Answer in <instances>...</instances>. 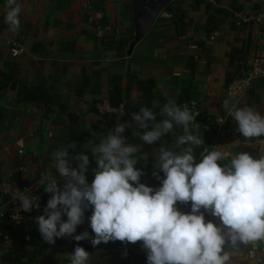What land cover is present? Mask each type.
<instances>
[{"label":"crops","instance_id":"1","mask_svg":"<svg viewBox=\"0 0 264 264\" xmlns=\"http://www.w3.org/2000/svg\"><path fill=\"white\" fill-rule=\"evenodd\" d=\"M197 1L178 0L171 12L163 11L131 56L127 57L125 50L121 57L114 47L103 46L96 39L132 37L133 11L124 0H92L89 11L78 0H17L22 10L16 31L5 20L8 0H0V72L13 75L17 81L14 88L0 93V180L12 173L17 187L23 185L21 191L27 188L39 197L46 193L38 185L42 173L56 176L62 184L52 166L53 153L65 146L68 115L78 117L96 143L118 124L132 123L131 113L124 108L136 105L139 92L133 84L127 87L130 76L154 80L153 93L164 97L166 103L177 102L185 93L205 118L202 137L211 150H221L229 157L241 151L264 154V138L242 137L223 107L234 73L231 48L242 49L246 61L264 57V21L241 26L232 16L233 1L239 14H247L264 7V0H215L212 8L206 0ZM178 14L184 16L186 24L182 37L173 26ZM215 14L219 25L208 34L207 20ZM7 41L19 44L17 56H12ZM115 75L123 78V89H128L119 108H111L108 103L109 78ZM37 90L53 103L38 101ZM236 105L251 106L264 114V80L256 82ZM94 107L98 113L92 111ZM180 134L182 131L176 135ZM122 135L127 143L139 148L136 166L144 172L141 180L148 179L159 187L160 180L153 176L157 170L154 158L161 146L174 145L176 135L152 145L144 144L131 128ZM69 154L71 159L73 155ZM6 203V197L0 194V218L6 212ZM88 216L85 213L77 234L91 229ZM28 222L25 215L17 227L27 228ZM8 242V237L0 236V264H4L3 256L9 251ZM14 246L23 248L19 241H14ZM226 250L232 254L230 264H254L247 260L248 246H228ZM72 252L69 245H49L35 264H68ZM90 254L89 264H147L146 251L139 241L92 245Z\"/></svg>","mask_w":264,"mask_h":264},{"label":"clouds","instance_id":"2","mask_svg":"<svg viewBox=\"0 0 264 264\" xmlns=\"http://www.w3.org/2000/svg\"><path fill=\"white\" fill-rule=\"evenodd\" d=\"M8 9L5 20L16 31L21 5L8 0ZM157 104L141 107L131 114L132 123L118 124L98 143L89 141L71 159L69 149L75 150V143L55 151L52 166L62 184L48 172L41 174L38 185L51 196L43 214L35 217L38 231L50 245L66 237L77 242L69 254L70 264H89L91 254L79 245L83 240H90L94 247L110 241L142 242L147 264H230L228 246L255 249L257 242H264V154L241 151L229 157L221 150L203 148L194 107L168 101L160 106L157 120L153 111ZM223 107L242 137L264 138V114L228 100ZM130 128L147 145L175 134L176 128L182 130L174 145L161 146L154 158L153 176L160 180L159 187L141 182L144 172L136 167L139 148L122 135ZM197 148H202L199 159ZM90 156L96 165L91 183L86 175ZM13 199L25 212L40 208V197L30 189ZM178 203H190L191 210L181 211ZM88 210L92 233L85 230L74 235ZM205 213L220 223L206 220Z\"/></svg>","mask_w":264,"mask_h":264},{"label":"trees","instance_id":"3","mask_svg":"<svg viewBox=\"0 0 264 264\" xmlns=\"http://www.w3.org/2000/svg\"><path fill=\"white\" fill-rule=\"evenodd\" d=\"M177 1L172 2L170 5H168L165 9V13H169L172 10V6L177 4ZM197 3H201L200 0L197 1ZM234 1H233V11L232 16H234V13H239L240 11L238 9H235L234 7ZM211 7L210 5H208ZM128 7V6H127ZM212 8V7H211ZM218 14V13H217ZM179 16H176L174 19L173 26L176 29V33L178 37L183 36L184 29L186 28V24L184 23V16L182 14H178ZM224 16H227L228 14H223ZM219 25V21L217 20L216 14L213 16H210L207 20V28L206 32L212 33L217 29ZM132 37H130L128 40H122V39H116L114 36L110 37H102L100 39H96L98 43H100L103 46H111L114 47L116 51L120 52V56L123 57L125 55V50H127L129 42ZM36 50V49H35ZM34 51V50H33ZM230 66L233 69V76L232 81L236 78H238L242 70L244 69L243 66H241V63L246 61V54L242 49H238L236 47L231 48L230 52ZM123 78L120 76H110L109 78V99L108 103L111 108H119L124 104L125 101V92L128 90L127 87L131 86L132 84L137 88L139 92V100L136 103V105L133 108H124V111L129 113L138 112L141 107H153V101H156L158 104L156 107L153 108V111L157 113V120L161 119L159 116L160 106H162L164 103H166L165 98L154 94L153 90L155 89V82L154 80H146L141 81L138 80L137 77L130 76L127 79V87L123 89L122 83ZM231 82V81H230ZM228 82V84L230 83ZM17 81L13 75L10 74H3L0 72V93L5 91L8 88H14ZM22 87V86H21ZM23 88V87H22ZM25 89V88H23ZM36 92V91H35ZM37 100L45 102L48 100V103H53V101H50L48 99L47 95L41 91L37 90ZM180 105H187L189 108H193L191 103L188 100L187 95L185 93L181 94L180 99L176 102ZM92 111L94 113H98L97 109L94 107L92 108ZM198 115L196 116V122L201 126V136L203 131V123H204V116L196 110ZM69 120V133L67 136V140L65 143V146L69 143H75L76 148L75 150L69 149V153L73 155V157L81 152L83 150V147L88 146V142L92 141L94 142L90 135L82 128V122L81 120L73 115H68ZM143 131V130H142ZM182 130L179 128L175 129V134H168L167 136L163 137L166 140H169L173 138L176 134L180 133ZM204 140V139H203ZM203 148H207L208 150H211L209 148V143L204 140ZM202 150V148H197L195 151V155L197 159H199V153ZM87 154V153H86ZM73 164H75V161H73ZM96 167L94 158L90 156V165L89 170L87 172V179L88 182L91 183V181L94 178V174L92 169ZM137 168H140L139 166H136ZM141 182L145 183L148 186L156 187L155 184L150 182L148 179L141 180ZM21 188H23V185H20ZM50 193H44L40 196V203L43 205H46L47 200L50 198ZM89 215H91V210L86 211ZM41 215L38 211H30L27 213V216L29 217V222L27 228L23 227H14L11 221L1 218L0 219V236L8 237L10 245L9 251L3 256V263L4 264H35L37 259L41 257L44 253V251L49 247L50 244L45 243L41 237L40 232L38 231V223L35 220V217ZM63 219H67L66 215L63 216ZM89 233L91 234V229H89ZM77 232L74 234L76 235ZM14 241H19L23 248H16L14 246ZM55 245L58 246H64L69 245L72 250L74 251V248L77 246V242L72 237H66V238H58L56 239ZM79 245L84 247L86 251L89 253L92 250V244L90 240L86 241H80ZM70 263V260L68 264Z\"/></svg>","mask_w":264,"mask_h":264},{"label":"built area","instance_id":"4","mask_svg":"<svg viewBox=\"0 0 264 264\" xmlns=\"http://www.w3.org/2000/svg\"><path fill=\"white\" fill-rule=\"evenodd\" d=\"M82 3L83 8L87 11L90 10V5L92 0H78ZM207 4L212 6H216L215 0H206ZM241 26H247L250 24H261L264 21V7L258 8L255 11H252L247 14H234L233 16ZM102 38V37H101ZM7 45L11 48L10 53L13 57L17 56L20 52L19 44L7 41ZM241 66L244 67L241 75L230 82L228 87L226 88V100H228L232 104H237L243 99H245L252 89L253 85L261 80H264V57H253L249 61H244L241 63ZM21 154V152H19ZM22 171V170H21ZM21 188H18L14 182V174L9 173L0 180V194L6 197L7 199V207L6 212L1 218H5L12 222L14 227H17L20 222L24 219L25 215L28 212L20 209L19 201L14 200V195H19L21 193ZM23 191V190H22ZM46 205L40 203L39 209H33L32 211H38L43 214V209ZM178 207L183 212H189L190 203L189 204H180L178 203ZM206 220H212L214 223L219 224L218 218L210 215L209 213H205ZM0 218V219H1ZM247 260L254 264H260L264 262V242H257V246L255 249L250 245L247 250Z\"/></svg>","mask_w":264,"mask_h":264},{"label":"water","instance_id":"5","mask_svg":"<svg viewBox=\"0 0 264 264\" xmlns=\"http://www.w3.org/2000/svg\"><path fill=\"white\" fill-rule=\"evenodd\" d=\"M135 5V0H131ZM173 0H141V8L133 9V35L126 50L130 57L133 49L145 38L158 16Z\"/></svg>","mask_w":264,"mask_h":264},{"label":"flooded vegetation","instance_id":"6","mask_svg":"<svg viewBox=\"0 0 264 264\" xmlns=\"http://www.w3.org/2000/svg\"><path fill=\"white\" fill-rule=\"evenodd\" d=\"M131 7H132V11L133 9H140L141 8V0H135V5H133V3L131 2Z\"/></svg>","mask_w":264,"mask_h":264},{"label":"rangeland","instance_id":"7","mask_svg":"<svg viewBox=\"0 0 264 264\" xmlns=\"http://www.w3.org/2000/svg\"><path fill=\"white\" fill-rule=\"evenodd\" d=\"M126 2V5L128 6V9L131 8V0H124Z\"/></svg>","mask_w":264,"mask_h":264}]
</instances>
